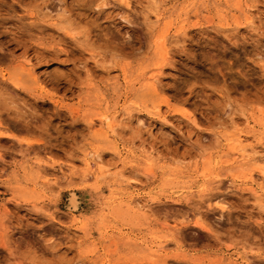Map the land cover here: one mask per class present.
<instances>
[{
    "label": "rangeland",
    "instance_id": "374dc122",
    "mask_svg": "<svg viewBox=\"0 0 264 264\" xmlns=\"http://www.w3.org/2000/svg\"><path fill=\"white\" fill-rule=\"evenodd\" d=\"M263 172L264 0H0V264H264Z\"/></svg>",
    "mask_w": 264,
    "mask_h": 264
},
{
    "label": "bare ground",
    "instance_id": "6f19581e",
    "mask_svg": "<svg viewBox=\"0 0 264 264\" xmlns=\"http://www.w3.org/2000/svg\"><path fill=\"white\" fill-rule=\"evenodd\" d=\"M103 120H104V121H108L107 118H104ZM237 150H238V149H237ZM246 150H247V149H246ZM238 152L240 153V156H241V157H245V151H244V150L241 149V150H238ZM246 152H247V151H246ZM96 156H97V155H96ZM96 156H95V157H96ZM248 156H249V155H248ZM97 157H98V156H97ZM97 157H96V158H97ZM96 158H94V159L92 158V159H93V163H94V164H93V167H94L95 165H97L98 161H100V160H98V159H96ZM98 158H99V157H98ZM261 161H262V160H261ZM98 164H99V163H98ZM87 166H91V163L88 162V163H87ZM95 167H96V166H95ZM99 167H100V168H99ZM99 167H98L97 169H99V171H101V170H100V169H101V166L99 165ZM94 174H95V173H94ZM96 178H97V177H96ZM262 178H263L262 180L264 181V172L262 173ZM74 208H75V207H74Z\"/></svg>",
    "mask_w": 264,
    "mask_h": 264
}]
</instances>
